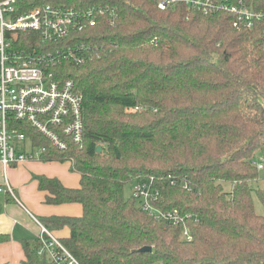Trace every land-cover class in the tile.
Returning a JSON list of instances; mask_svg holds the SVG:
<instances>
[{"label": "trees", "instance_id": "trees-1", "mask_svg": "<svg viewBox=\"0 0 264 264\" xmlns=\"http://www.w3.org/2000/svg\"><path fill=\"white\" fill-rule=\"evenodd\" d=\"M44 1L113 15L65 42L19 35L26 50L85 46L50 68L82 95V147L58 150L25 129L44 148L40 160L69 161L79 174L76 188L33 175L46 203L82 208L79 216L38 217L40 225L67 227L60 242L80 264H264V215L253 200L264 207V166L256 167L258 157L264 165V16L236 28L230 12L160 10L151 0ZM228 2L264 12V0ZM149 177L161 208L189 214L190 241L125 195L127 184ZM8 240L0 234V243ZM21 246L23 264H49L37 254L38 238ZM143 246L150 250L139 252Z\"/></svg>", "mask_w": 264, "mask_h": 264}, {"label": "built area", "instance_id": "built-area-1", "mask_svg": "<svg viewBox=\"0 0 264 264\" xmlns=\"http://www.w3.org/2000/svg\"><path fill=\"white\" fill-rule=\"evenodd\" d=\"M158 9L165 10L184 5L203 14L222 10L234 14L233 26L249 28L264 12L234 5L228 0H151ZM0 0V163L3 167L24 161L40 160L43 146L36 144L25 132L31 127L39 136L58 150H66L69 143L82 147V95L74 89L71 79H58L50 71L61 59L74 56L75 49L85 46H61L54 50H26L20 47L21 32L32 31L41 43L65 42L74 33L94 26L100 16L113 15L111 8H87L53 5L37 0ZM20 43V45H19ZM19 123H23L21 127ZM263 159L256 162L263 169ZM186 191L191 186L185 181L171 180ZM14 196L12 187L0 186V195ZM131 194L142 211L157 221L180 227V238L190 241L192 235L187 224L189 214L178 209L159 206L161 190L153 177L137 178ZM40 246L37 254L49 264H80L51 231L41 226L37 237Z\"/></svg>", "mask_w": 264, "mask_h": 264}, {"label": "crops", "instance_id": "crops-1", "mask_svg": "<svg viewBox=\"0 0 264 264\" xmlns=\"http://www.w3.org/2000/svg\"><path fill=\"white\" fill-rule=\"evenodd\" d=\"M33 175L56 177L70 188L79 186V174L70 169L69 161L31 160L7 167L0 163V186L8 183L14 192V196L0 195V234L9 236L8 241L0 243V264H23L21 241L38 237L41 228L38 217L81 214V205L76 202L46 203L45 192L38 189ZM52 233L63 238L68 235V228Z\"/></svg>", "mask_w": 264, "mask_h": 264}, {"label": "rangeland", "instance_id": "rangeland-1", "mask_svg": "<svg viewBox=\"0 0 264 264\" xmlns=\"http://www.w3.org/2000/svg\"><path fill=\"white\" fill-rule=\"evenodd\" d=\"M259 159V157H258ZM225 189H228V186L225 185ZM124 193L126 196H129L131 194V185L127 184L124 189ZM254 208L255 212L260 215H264V207L260 204V202L254 197Z\"/></svg>", "mask_w": 264, "mask_h": 264}, {"label": "water", "instance_id": "water-1", "mask_svg": "<svg viewBox=\"0 0 264 264\" xmlns=\"http://www.w3.org/2000/svg\"><path fill=\"white\" fill-rule=\"evenodd\" d=\"M101 150L100 146L97 147V151L99 152ZM150 247L149 246H143L141 248L138 249L139 252H145V251H149Z\"/></svg>", "mask_w": 264, "mask_h": 264}]
</instances>
